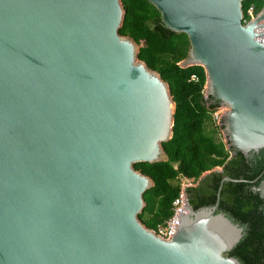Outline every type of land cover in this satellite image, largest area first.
Wrapping results in <instances>:
<instances>
[{
	"label": "water",
	"instance_id": "water-1",
	"mask_svg": "<svg viewBox=\"0 0 264 264\" xmlns=\"http://www.w3.org/2000/svg\"><path fill=\"white\" fill-rule=\"evenodd\" d=\"M190 40L207 94L227 108L233 154L264 149V5L149 0ZM264 1V0H263ZM123 0H0V264H245V227L213 205L176 218L170 239L139 215L155 183L137 163L168 160L176 104L120 33ZM264 201V178L252 187ZM264 209V204H263Z\"/></svg>",
	"mask_w": 264,
	"mask_h": 264
},
{
	"label": "trees",
	"instance_id": "trees-1",
	"mask_svg": "<svg viewBox=\"0 0 264 264\" xmlns=\"http://www.w3.org/2000/svg\"><path fill=\"white\" fill-rule=\"evenodd\" d=\"M254 5L257 15L263 0H244V20ZM126 11L120 33L140 46L138 58L160 73L169 84L176 104L173 136L163 143L168 160L137 163L135 168L150 176L155 185L145 193L146 207L139 215L148 228H155L173 215V201L181 191L180 176L191 179L186 192L195 209L213 205L224 176L243 179L226 181L221 192L220 211L245 227V235L228 253L245 264H264V201L252 187L264 178V149L250 157L224 142L222 127L213 119L220 102L204 98L207 85L205 68L183 66L190 40L185 33L167 28L160 11L149 0H123ZM197 75L198 80H192Z\"/></svg>",
	"mask_w": 264,
	"mask_h": 264
},
{
	"label": "built area",
	"instance_id": "built-area-1",
	"mask_svg": "<svg viewBox=\"0 0 264 264\" xmlns=\"http://www.w3.org/2000/svg\"><path fill=\"white\" fill-rule=\"evenodd\" d=\"M248 15H249V20L252 18L256 17L255 10H254V5H252L249 10H248ZM248 21V20H247ZM245 21V22H247ZM192 80H198L197 75L192 76ZM204 98L209 99V96L207 94V85L203 90ZM227 108L223 105H219L216 107L213 112L212 116L216 124L220 127H222L223 123V117L226 113ZM222 132H223V127H222ZM181 180V191L179 195L174 199L173 201V215L165 220L164 222L158 223L153 230L160 236H162L165 239H170L173 227L176 221V218L178 216H183L184 214H187L189 212L188 207L190 205L189 197L186 192V188L193 186L194 183L191 179L185 177V176H180Z\"/></svg>",
	"mask_w": 264,
	"mask_h": 264
},
{
	"label": "rangeland",
	"instance_id": "rangeland-1",
	"mask_svg": "<svg viewBox=\"0 0 264 264\" xmlns=\"http://www.w3.org/2000/svg\"><path fill=\"white\" fill-rule=\"evenodd\" d=\"M182 63H183V62H182ZM220 136L222 137V139L224 140V142H228V140H227V136H226V134H225V131H223L222 134H221ZM227 146L229 147V143H228Z\"/></svg>",
	"mask_w": 264,
	"mask_h": 264
}]
</instances>
